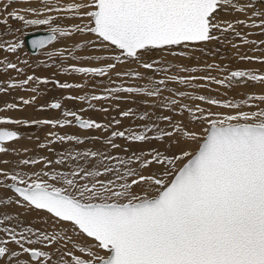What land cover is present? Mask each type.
Wrapping results in <instances>:
<instances>
[{
	"label": "snow or ice",
	"instance_id": "6c2138e0",
	"mask_svg": "<svg viewBox=\"0 0 264 264\" xmlns=\"http://www.w3.org/2000/svg\"><path fill=\"white\" fill-rule=\"evenodd\" d=\"M67 20L79 23L64 25ZM0 26L7 28L0 35V76L6 78L0 93L26 89L33 94L20 97L19 104L34 105L40 86L50 83L28 74L32 65L19 57L24 31L47 26L50 34L33 39V49L69 38L71 46L49 51L48 59L65 74L107 78L100 81L105 85L101 94L66 99L92 108L93 101L142 96L146 108L169 113L129 108L107 124L70 110L54 119L0 117V154H8L6 145L20 139L7 125L61 130L75 125L107 134L89 139L53 131L38 145L52 158L0 159L5 166L0 167V189L10 190L0 194V264H264V69L182 65L177 71L189 75H169L175 65L146 58L153 50L162 57L187 56L177 49L203 51L202 46L215 42L230 45L240 62L264 66V39L256 38L264 37V0H0ZM76 36L90 38L78 41ZM68 60L75 63L65 66ZM11 72L25 78L14 81ZM197 72L207 74L193 75ZM170 83L194 90L218 85L260 91L221 99ZM88 84L85 79L56 86L74 90ZM19 104L6 103L0 112ZM47 107L60 110L62 105L57 101ZM128 118L143 123L121 130L122 119ZM117 139L167 147L131 151ZM86 141L100 146L87 147ZM57 144L60 150L51 147ZM9 207L23 212L10 214ZM37 211L44 215L27 222L22 218Z\"/></svg>",
	"mask_w": 264,
	"mask_h": 264
},
{
	"label": "rangeland",
	"instance_id": "374dc122",
	"mask_svg": "<svg viewBox=\"0 0 264 264\" xmlns=\"http://www.w3.org/2000/svg\"><path fill=\"white\" fill-rule=\"evenodd\" d=\"M13 22V21H10ZM73 23H79L78 20H67L64 21V25H70ZM16 27H20L19 24L15 23ZM39 31H47L50 32L49 28H43V29H36V30H30V31H24L23 36L34 33V32H39ZM22 36V38H23ZM257 39H264V37H256ZM76 40H83L85 39L84 36H76ZM72 43V40L69 38H61L58 37L56 41L53 42L52 45H49L47 48H44L39 51V53L36 56H31L27 51H25L24 48H22L19 51L20 58H24L29 60H34L38 59L36 63L32 64L31 67L26 68V72L28 74H33L37 77L40 78H47L49 79L50 83L48 85H41L40 86V94L37 96L36 103L34 105H22L19 104V99L20 97L23 98H30L33 94L30 93L29 91H26V89H16V90H10L5 93H0V107H4L6 103H12L16 102L19 104L18 108L15 110H7L5 112H0V117H6V118H12V119H27L29 121L33 119H54V118H63L62 117V112L64 110H70V111H76L79 115H81L85 119H94L99 123L107 124L108 121L112 120L113 118L117 119L120 117L118 114L120 111L117 110L115 107L117 104L119 107H124L122 104V99L121 100H108V101H93L95 102L96 106L93 108H89L87 103L81 102L79 100H68L66 97L68 96H81L85 95L86 93L89 94L87 88L88 87H93V83H95V87L100 89V93H102V89L105 85L101 84L100 81L104 80L106 81V77H82L84 82L85 79L89 81V84L87 87L84 89H74V90H68V89H60L56 86V83H76L74 81V76H80L79 74H65L61 71L60 68L56 67L55 64H53V61L48 59L47 53L49 51H56L60 50L65 47H70ZM218 46H221V50L218 51ZM204 49L209 48V50L212 51V54L215 58V60H210L208 61V58L206 55L202 52H199L200 55L202 56L200 60V64L197 65V68H203L206 64H219L221 67L223 66H228L231 69H254L256 71H261L264 69V66L257 64V63H249V62H240L235 58V50L231 48L230 45L225 46V45H219L215 42H211L205 46H203ZM177 51H184L186 53H189L191 49H177ZM243 51H248L247 48H244ZM23 52V54H22ZM249 54H253L249 52ZM254 55H261L260 52H255ZM9 56H13L9 54ZM30 58V59H29ZM147 59H164L165 61L168 62H173L174 65L176 64H182L186 59L187 56H181V57H172V56H163L162 54L158 51H153L152 53L149 54ZM205 59V60H204ZM56 64L60 63L59 58L56 59ZM75 63L74 61L68 60L65 62V66L71 65ZM80 66V65H77ZM87 66V65H85ZM92 66H96L93 64ZM215 71H212L214 74ZM14 72H11L10 75H13ZM171 75V74H169ZM201 74H197V76H200ZM205 75V72L203 73ZM214 75L217 76V78H223L222 73H215ZM18 77V78H17ZM25 77L23 76H15L12 77L14 81H18L20 79H24ZM114 79V76H113ZM5 77L0 76V81H4ZM83 82V83H84ZM174 88H178L180 90H186L189 92H193L194 94H204V95H210L216 98H221V99H227V98H233L237 96V93H248L247 90H245L243 87H237L232 90H226L218 85H210L209 88L207 89H199V90H194L191 88H185V86L178 85V84H173ZM6 86V85H5ZM109 86H114V85H109ZM142 86V85H141ZM218 89V91H217ZM227 91V96L223 95ZM260 90L256 91L259 92ZM252 92V91H251ZM97 94V95H99ZM169 95V94H166ZM141 99L143 101V97L141 96ZM59 101L62 105V108L60 110H54L51 108H48L47 105L53 102ZM129 98L124 99L125 103H128ZM92 102V103H93ZM184 103H189L190 105H195L196 101H188L185 100L183 101ZM201 107H205V105H202L203 103L201 102ZM41 106L44 107L45 110L40 111L39 109ZM101 108H107V112H102L99 111ZM83 109V111H81ZM129 109V108H128ZM126 109V110H128ZM213 111H222L221 109H216L213 108ZM163 114L167 115L169 114L166 110L162 109ZM139 113V112H138ZM130 125L129 123H126L124 119H122V125H121V130L123 126H128ZM164 124L161 122V127H163ZM8 130L11 131H17L20 135V139L18 141L12 142L10 144H7L6 146L9 147L10 152L8 154H0V159H7L9 161H14L19 158H27V156H35V155H48L49 158L53 157V153L48 152L45 149H40L38 145L40 143L46 142V138L48 136L49 132H58L60 134H77L80 135L81 137H88L89 139L91 137H103L107 135L106 133L102 131H96V130H80L76 128L75 125L66 127L65 129L61 130L59 128L52 129L50 126H36V125H30V126H25V125H18V126H12V125H7L5 126ZM115 127V126H113ZM62 131V132H61ZM105 134V135H103ZM89 146L93 144L94 146H99V142L97 141H92L89 143L88 141L86 142ZM116 143L121 144L122 147H129L131 151H137L140 147H143L144 150H150L152 148H159L161 151H164L166 148V144L164 142H148L145 143L144 145H126L125 142L122 139H117ZM166 145V146H165ZM132 146H136L135 149L132 148ZM51 147L60 150L61 146L60 145H52ZM27 150L26 155L22 156H17L15 152H20L21 154H24V150ZM14 150V151H12ZM0 167H5L4 165H0ZM0 194H5V191L3 189H0ZM6 194H10V192H6ZM38 212V211H37ZM41 213V212H39ZM43 213V212H42ZM44 214V213H43ZM35 218V217H33Z\"/></svg>",
	"mask_w": 264,
	"mask_h": 264
},
{
	"label": "bare ground",
	"instance_id": "6f19581e",
	"mask_svg": "<svg viewBox=\"0 0 264 264\" xmlns=\"http://www.w3.org/2000/svg\"><path fill=\"white\" fill-rule=\"evenodd\" d=\"M73 21V20H72ZM15 23H17V22H10V24H11V26L13 27V28H15L16 27V25H15ZM18 24V23H17ZM43 28H46L47 29V26H38V27H30V28H28V29H26L25 31H30V30H36V29H43ZM6 31H7V28L6 27H3V26H0V35H2V34H4V33H6ZM85 37V39H88V38H90V37H87V36H84ZM4 38H6V39H11L12 37H9V36H4ZM23 39H24V36H23ZM48 47V46H47ZM46 47V48H47ZM203 47V46H202ZM24 49H25V51H27V49H26V47H25V45H24V47H23ZM218 48V51H220L221 50V46H218L217 47ZM204 49V48H203ZM23 50V49H22ZM40 50H42V49H40ZM39 50V51H40ZM39 51H38V53H39ZM154 51V50H153ZM28 52V51H27ZM199 52H202V53H204L205 55H206V57L208 58V61H210V60H215V58H214V56H215V54H214V56H213V54H212V51L211 50H209V48H207V49H204L203 51H201V50H196V51H190L189 53H188V55H187V59L182 63V64H176L175 65V67H173L170 71H169V73L168 74H178V75H181V76H186V75H189V73H179L178 71H177V69H178V67L179 66H182V65H184V66H188V67H196L197 65H199L201 62H200V60H201V58H202V56L200 55V53ZM29 53V52H28ZM37 53V54H38ZM21 54V53H20ZM20 54H19V57H20ZM22 54H23V52H22ZM30 54V53H29ZM36 54V55H37ZM31 55V54H30ZM36 55H31V56H36ZM3 58V56H0V59H2ZM10 58L13 60V61H15V56H10ZM20 59H24V58H20ZM30 59V58H29ZM149 60H151V59H149ZM205 60V59H204ZM37 61H39L38 59H34V60H29V64L30 65H32V64H34V63H36ZM165 64H172V65H174V63L173 62H168V61H165ZM87 66H92V65H87ZM135 67V66H134ZM28 68V67H27ZM141 71H143V69H141ZM203 73L204 72H197V73H193V75H197V74H201V75H203ZM215 73H218V72H214V74ZM11 74V73H10ZM205 74H207V73H205ZM212 72H211V75H214ZM13 75L15 76V78H16V74L15 73H13ZM163 73H161V74H159L156 78H162L163 77ZM14 76H12L11 75V77H14ZM214 76H216V75H214ZM20 77V76H19ZM23 77V76H22ZM18 78V77H17ZM6 79V78H5ZM114 79H115V77H114ZM74 81L76 82V83H83L84 82V80H83V78L81 77V76H74ZM119 83H121V81H117V84H119ZM129 83H133V84H136V83H139L140 85H143V82H137V81H130ZM169 87H174V85L172 84V83H170L169 84ZM245 90H247L248 92H251V91H258L259 90V88H256V89H252V88H249V87H243ZM87 90H88V92H89V94H99L100 93V89L99 88H97V87H95V88H93V87H88L87 88ZM166 94H168V93H164V95H166ZM144 98V97H143ZM199 103H201V102H199ZM93 105H94V107L96 106V104H95V102H93L92 103ZM122 104H123V108L122 107H119V109H117L118 111H126V109H128V108H131V109H133L134 111H136L137 113L138 112H143V111H148V112H155L156 114H163V112H162V109L161 108H156V109H152V108H146L145 107V105L143 104V101H142V99H141V96H139V97H131V98H129V101H128V103H125L124 102V99H122ZM202 105H204V104H202ZM205 107H207L206 105H205ZM93 108V107H92ZM119 114V113H118ZM117 119H121V117H119V118H117ZM153 119H154V117H153ZM125 120V122L126 123H129V124H132V125H135V124H141V123H143V122H141V121H138V120H135V119H133V118H128V119H124ZM62 132V131H61ZM67 133V132H66ZM103 135H105V134H103ZM87 142V141H86ZM10 143H12V142H10ZM10 143H8V144H10ZM99 144V143H98ZM86 146L87 147H91V148H96V147H99V146H94L93 144H91V146H89L87 143H86ZM166 146V145H165ZM167 147V146H166ZM132 148L133 149H135L136 148V146H132ZM5 191V194H6V192L8 191V192H10L9 190H4ZM8 212L10 213V214H15V213H21V212H23V209H20V208H18V207H9L8 208ZM44 214L41 212V213H39V212H33L32 214H31V216H25V217H22L23 219H25L26 220V222L27 221H30V220H32L33 219V217H35V218H39V217H42ZM36 228H41L42 227V224H40V223H36L35 225H34Z\"/></svg>",
	"mask_w": 264,
	"mask_h": 264
},
{
	"label": "water",
	"instance_id": "95a60500",
	"mask_svg": "<svg viewBox=\"0 0 264 264\" xmlns=\"http://www.w3.org/2000/svg\"><path fill=\"white\" fill-rule=\"evenodd\" d=\"M50 34V32L47 31H39V32H34V33H30L24 36V40L26 41L25 43V47L27 49V51L31 54V55H36L38 53V51L40 49H33L31 46V41L33 39H41V38H45ZM49 46V45H48ZM47 46H45L46 48ZM10 143V142H9ZM10 191V190H9Z\"/></svg>",
	"mask_w": 264,
	"mask_h": 264
}]
</instances>
